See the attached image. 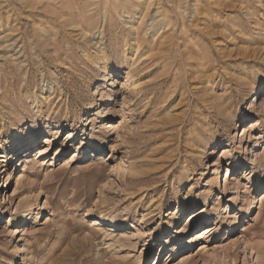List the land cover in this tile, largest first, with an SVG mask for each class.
<instances>
[{"label":"rangeland","instance_id":"obj_1","mask_svg":"<svg viewBox=\"0 0 264 264\" xmlns=\"http://www.w3.org/2000/svg\"><path fill=\"white\" fill-rule=\"evenodd\" d=\"M214 2L0 0V264H154L159 249V264H264V60L248 59L264 47V0L204 14ZM195 9L206 26H190ZM102 43L121 68L107 78ZM37 122L36 143L17 147ZM29 192L42 219L13 233ZM92 215L129 228L113 244Z\"/></svg>","mask_w":264,"mask_h":264},{"label":"bare ground","instance_id":"obj_2","mask_svg":"<svg viewBox=\"0 0 264 264\" xmlns=\"http://www.w3.org/2000/svg\"><path fill=\"white\" fill-rule=\"evenodd\" d=\"M208 3V2H207ZM210 3V2H209ZM205 5V4H204ZM210 5H213L214 7H209ZM208 4L205 6L204 8V14L206 12H209V13H216V12H220L221 8L222 9H225V8H228L229 6L226 4V3H218V0H216V2H214L213 4ZM196 6V3L195 5ZM231 7V6H230ZM198 8V7H197ZM203 8V7H202ZM200 9V8H199ZM220 9V10H219ZM235 10V9H234ZM157 11V10H156ZM232 11V10H231ZM237 11H235L236 13ZM208 13V14H209ZM202 14L198 12L197 9H195L193 11V15L191 16V27H196L198 25H203V26H206V20L205 18L203 19L202 17H200V15ZM182 25H185L186 22L184 20L181 21ZM262 28V27H261ZM134 29V28H133ZM262 30V29H261ZM260 30V31H261ZM264 31V29H263ZM256 32V31H255ZM132 35V39H131V42H132V45L131 47L129 46V44H126V47L130 48L131 50L132 49H135L134 47H136L138 44H139V40H140V35H139V32L134 29L133 33L131 34ZM252 49V48H251ZM130 50V51H131ZM249 52V51H248ZM247 52V53H248ZM261 54V55H259ZM95 57L97 59V62L102 65L101 68L103 69V72H104V77L103 78H107L110 73H116V71L120 70L121 68H117L116 66V63H115V58H112L110 57V55L107 54V49H106V46L104 45V43H102L100 45V48H99V51L97 50L95 52ZM259 55V56H258ZM248 59L251 60V61H260V60H264V47L262 48L261 46V49L260 50H256L255 48L253 50L250 51V55H248ZM124 61V60H123ZM96 62V63H97ZM123 63V62H122ZM121 64V63H120ZM125 64V63H124ZM115 71V72H114ZM254 91V90H253ZM261 92V89H258L256 91H254V94H258ZM36 106V104L34 105ZM89 108V107H88ZM221 108V107H220ZM225 111V110H224ZM34 112L36 113V115L38 116V118H43V112H44V109L42 107L41 104H38L37 107L34 108ZM18 115L16 114H12L11 115V122L12 123H15V121L17 120H14L15 118H17ZM115 117V116H114ZM60 119V118H59ZM64 118L61 117V122L59 120H57L56 122H59V123H55L53 125V121H51V123H49L51 126L55 127L56 129H60V128H63V120ZM66 120V119H65ZM64 120V121H65ZM248 119H240L238 120V123H242L240 126H243V124L245 122H247ZM14 121V122H13ZM34 127L32 128L30 126L29 130H31L30 132H28L27 136H22V135H18L19 138L17 139L18 141V145L17 147H22L23 145H25V143L27 142H32V143H36V137H37V133L35 132L36 128L39 126L40 122H37V123H34ZM12 125V124H11ZM14 127V126H13ZM110 128H114V126L110 127ZM5 129H7L5 123L3 125H0V133L2 131H4ZM32 129H33V133H32ZM27 130V131H29ZM242 132V136L246 135V131L243 129L241 130ZM52 134V132H50ZM235 136L238 135L237 131H235ZM234 136V137H235ZM261 140H264V136L261 137ZM259 146L258 145V142L255 141L254 143V148L256 149V147ZM27 147V146H26ZM192 147V146H191ZM259 148V147H258ZM91 154L92 153H95V155L97 154H100L101 153V147L100 146H92L91 148ZM217 147H213L212 150H211V161L208 163V167H209V170L210 168L211 169H214L213 171L214 172H217L218 170V167H219V164L220 162L216 159V154H215V151H216ZM20 149H18L17 151H19ZM25 153H27V151H25ZM257 155V154H256ZM233 169V170H232ZM227 170V173L224 175V177L226 176H229L231 177L235 172L236 170H240V168L238 166H235V167H227L226 168ZM25 171V170H24ZM22 171V172H24ZM21 172V173H22ZM219 172V170H218ZM16 183H22V179H19ZM28 185H30V182H27ZM219 188H221V186L219 185ZM236 188V187H235ZM237 189V188H236ZM192 190H190L191 192ZM30 193V192H29ZM28 193V194H29ZM151 198V197H150ZM38 200H39V194L37 195H26L25 197H23V199L20 200L19 204H18V210H21V212L23 213L22 216H23V220L22 221H19L18 219V213H16L13 217H11L8 221H7V226L9 229H13V233L14 232H17V229L18 228H21L23 227V230H25L24 227H30L32 221L31 219L34 218L36 219V221L34 222V224L38 223L40 221V219H42V212L40 211V209L34 213V211L36 210V208L38 207ZM245 201V200H244ZM243 201V202H244ZM254 201L255 199H252L250 200L249 202V207L251 208L253 205H254ZM245 204V203H244ZM248 206V205H247ZM182 207V204H179V206L177 207L176 210H174L172 213V215H177L178 216V221L180 220L181 218V208ZM252 209V208H251ZM3 218V216H0V220ZM226 218V214H223L220 218H218L219 221H221V219H225ZM29 220V223H27V221ZM89 220H90V224L91 225H94V226H97L99 227V229L104 232L105 234V238L106 239H109V241H112L113 244H114V236L113 234L118 232V230H127L129 228L128 224L126 223H119L118 219L117 218H114V217H110L108 215H98V216H91L89 217ZM218 223H215V222H211L209 221V224L208 226H206L205 228L201 229L199 232L197 233H194L192 234L189 238V240L186 242V244H191V245H194L196 241H201L204 236H206V234L210 233L211 232V228L214 226H217ZM112 226L116 227V229H113ZM236 226H237V220L234 219L233 222L231 223L229 229H228V235H231L233 233L236 232ZM181 226H178L177 230L179 228H181ZM176 227L173 226L172 230L169 232L168 236L171 237V235H173V233H176L177 230H175ZM137 238L139 239L140 236L139 235H136ZM166 236L165 235H162L159 239L161 241H158V242H165L164 238ZM178 238H176L177 240ZM111 242V243H112ZM174 250L178 249L177 248H173ZM158 253V256L156 258V260L154 261V264H159L160 263V256L162 255L163 253V250L162 249H159L157 250L155 253H154V256L153 258L155 257V255ZM154 260V259H153Z\"/></svg>","mask_w":264,"mask_h":264}]
</instances>
